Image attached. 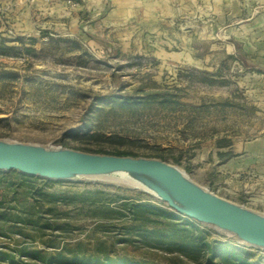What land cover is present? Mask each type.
<instances>
[{
  "label": "rangeland",
  "instance_id": "374dc122",
  "mask_svg": "<svg viewBox=\"0 0 264 264\" xmlns=\"http://www.w3.org/2000/svg\"><path fill=\"white\" fill-rule=\"evenodd\" d=\"M140 58L95 41L43 36L0 45V69L16 74L0 81V140L159 160L221 195L216 149L264 129L243 103L238 71H166ZM136 193L0 172V253L12 260L0 264H204L180 255L181 237L264 264L263 251ZM27 200L33 208L23 206ZM175 231L181 237L170 245Z\"/></svg>",
  "mask_w": 264,
  "mask_h": 264
},
{
  "label": "crops",
  "instance_id": "0c3cea01",
  "mask_svg": "<svg viewBox=\"0 0 264 264\" xmlns=\"http://www.w3.org/2000/svg\"><path fill=\"white\" fill-rule=\"evenodd\" d=\"M38 36L95 41L166 71H238L243 103L264 120V0H0V45ZM215 156L216 195L264 214V129Z\"/></svg>",
  "mask_w": 264,
  "mask_h": 264
},
{
  "label": "water",
  "instance_id": "95a60500",
  "mask_svg": "<svg viewBox=\"0 0 264 264\" xmlns=\"http://www.w3.org/2000/svg\"><path fill=\"white\" fill-rule=\"evenodd\" d=\"M48 181H94L127 187L175 214L264 252V214L217 196L183 171L159 160L90 154L0 140V172Z\"/></svg>",
  "mask_w": 264,
  "mask_h": 264
},
{
  "label": "trees",
  "instance_id": "16d2710c",
  "mask_svg": "<svg viewBox=\"0 0 264 264\" xmlns=\"http://www.w3.org/2000/svg\"><path fill=\"white\" fill-rule=\"evenodd\" d=\"M15 78H16L15 73L0 69V81L14 80ZM107 99H108L107 97H104L102 100L106 101ZM127 102L129 101L122 100L121 102H119V104L124 105V104H127ZM96 154L112 155V156H118V157L130 156L123 152H116L114 154H106V153L97 152ZM8 174L14 177L23 176L13 171L8 172ZM136 195L145 197L146 199H149V200H153L152 198H150L149 196L143 193H136ZM28 199L29 200L32 199L31 194L28 195ZM29 200H27V202H25L23 206L31 209L33 208L32 206L33 204ZM155 202L160 203L158 201H155ZM179 233L180 231H177V232L175 231L173 233L174 237L168 241L170 245L175 244L177 240L181 237V234L178 236ZM181 238L182 239L179 244V247H180L179 252L181 256L187 259L198 260L202 258L204 264H251L250 262L247 261V257L244 255H239L235 252H226L224 249H213L212 246L206 243L204 244V242H200V241H196V240H192L188 238H183V237ZM0 261H3V262L8 261L9 263H12V260L9 259L8 256L2 253H0ZM123 262L124 264H129L126 261H123ZM86 263L87 264H97V263H90V262H86Z\"/></svg>",
  "mask_w": 264,
  "mask_h": 264
},
{
  "label": "bare ground",
  "instance_id": "6f19581e",
  "mask_svg": "<svg viewBox=\"0 0 264 264\" xmlns=\"http://www.w3.org/2000/svg\"><path fill=\"white\" fill-rule=\"evenodd\" d=\"M114 183L117 185H122V186H126V187L131 186V184H129L127 181H124V180L115 181Z\"/></svg>",
  "mask_w": 264,
  "mask_h": 264
}]
</instances>
